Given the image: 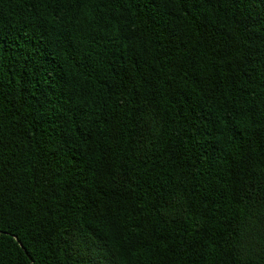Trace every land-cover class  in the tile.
Here are the masks:
<instances>
[{
  "label": "trees",
  "instance_id": "obj_1",
  "mask_svg": "<svg viewBox=\"0 0 264 264\" xmlns=\"http://www.w3.org/2000/svg\"><path fill=\"white\" fill-rule=\"evenodd\" d=\"M0 264H264V0H0Z\"/></svg>",
  "mask_w": 264,
  "mask_h": 264
}]
</instances>
